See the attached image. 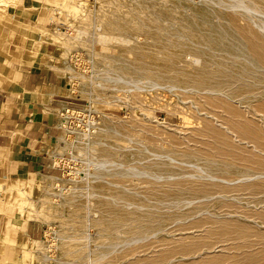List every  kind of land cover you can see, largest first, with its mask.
<instances>
[{
	"label": "rangeland",
	"instance_id": "obj_1",
	"mask_svg": "<svg viewBox=\"0 0 264 264\" xmlns=\"http://www.w3.org/2000/svg\"><path fill=\"white\" fill-rule=\"evenodd\" d=\"M16 55L82 125L0 187V264H264V0H0Z\"/></svg>",
	"mask_w": 264,
	"mask_h": 264
},
{
	"label": "crops",
	"instance_id": "obj_2",
	"mask_svg": "<svg viewBox=\"0 0 264 264\" xmlns=\"http://www.w3.org/2000/svg\"><path fill=\"white\" fill-rule=\"evenodd\" d=\"M20 58L12 57L4 72L2 83L11 85L0 86V187L49 171L55 156L48 152L68 140V130L56 119L57 112L71 103L57 62L50 56L27 62ZM2 227L0 218V234Z\"/></svg>",
	"mask_w": 264,
	"mask_h": 264
},
{
	"label": "built area",
	"instance_id": "obj_3",
	"mask_svg": "<svg viewBox=\"0 0 264 264\" xmlns=\"http://www.w3.org/2000/svg\"><path fill=\"white\" fill-rule=\"evenodd\" d=\"M79 112V110H76V109H73V108H69L67 106L61 108L58 112V120H57V124L60 126V127H63V128H70L71 127H78L82 124H79V123H72L71 122L73 121V117H79V115L77 114ZM85 115H83L81 118H83ZM60 121V123H59ZM68 130V129H67ZM55 164V161L53 160L52 161V166Z\"/></svg>",
	"mask_w": 264,
	"mask_h": 264
},
{
	"label": "bare ground",
	"instance_id": "obj_4",
	"mask_svg": "<svg viewBox=\"0 0 264 264\" xmlns=\"http://www.w3.org/2000/svg\"><path fill=\"white\" fill-rule=\"evenodd\" d=\"M251 33V32H250ZM261 41V40H260Z\"/></svg>",
	"mask_w": 264,
	"mask_h": 264
}]
</instances>
